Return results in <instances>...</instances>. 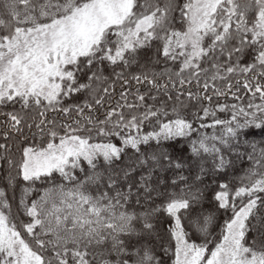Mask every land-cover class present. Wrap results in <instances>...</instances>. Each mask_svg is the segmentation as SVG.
<instances>
[{"label":"snow or ice","instance_id":"6c2138e0","mask_svg":"<svg viewBox=\"0 0 264 264\" xmlns=\"http://www.w3.org/2000/svg\"><path fill=\"white\" fill-rule=\"evenodd\" d=\"M253 128L264 0H0V264H264Z\"/></svg>","mask_w":264,"mask_h":264},{"label":"trees","instance_id":"16d2710c","mask_svg":"<svg viewBox=\"0 0 264 264\" xmlns=\"http://www.w3.org/2000/svg\"><path fill=\"white\" fill-rule=\"evenodd\" d=\"M251 141L255 142L258 146H264V129L253 128L249 132V137ZM247 164L241 165L237 162V174H240L242 169L246 168Z\"/></svg>","mask_w":264,"mask_h":264}]
</instances>
